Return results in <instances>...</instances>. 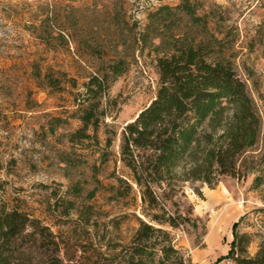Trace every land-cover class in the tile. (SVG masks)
<instances>
[{
  "label": "rangeland",
  "instance_id": "rangeland-1",
  "mask_svg": "<svg viewBox=\"0 0 264 264\" xmlns=\"http://www.w3.org/2000/svg\"><path fill=\"white\" fill-rule=\"evenodd\" d=\"M189 1L197 15L208 20L207 35L198 39L220 40L258 109L259 139L244 161L249 166L262 160L264 165V0ZM179 2L0 0V206L25 212L62 235L72 228L59 222L65 204H75L69 218L90 206V222L101 247L108 240L110 246L127 241L137 227L131 208L111 200L102 188L86 199L95 186L91 166L100 168L97 178L102 185L111 182V172H122L121 131L148 105L158 82L154 54L149 49L139 52L137 34L146 26L148 12ZM114 58L125 60L127 72L108 90L114 105L105 123L114 132L112 145L103 149L101 128L98 146L92 141L72 146L66 137L79 126L72 117L74 95L90 73ZM70 80H75V88ZM103 152L108 162L100 165ZM62 155L70 158V166L60 160ZM254 176L248 172L239 181L223 177L213 189L197 184L200 196L185 187L193 216L199 220L196 228L172 230V235L191 264H231L225 259L226 249L232 225L240 218L237 231L250 236L247 251L255 253L264 239V188H251ZM77 183L83 189L80 197L74 193Z\"/></svg>",
  "mask_w": 264,
  "mask_h": 264
},
{
  "label": "trees",
  "instance_id": "trees-1",
  "mask_svg": "<svg viewBox=\"0 0 264 264\" xmlns=\"http://www.w3.org/2000/svg\"><path fill=\"white\" fill-rule=\"evenodd\" d=\"M196 11L189 0H180L174 7L160 5L147 13L136 44L140 53L149 49L154 54L155 95L121 131L122 172H111V182L102 185L97 178L100 168L91 166L95 186L86 199L102 188L111 200L131 208L137 227L127 241L110 246L108 240L103 251L90 222V206L69 218L75 204H65L59 222L72 228L64 235L25 212L0 206V264H191L172 235V230L196 228L199 220L193 216L185 187L200 196L197 184L213 189L223 177L239 181L251 172L255 174L251 188H264L262 160L249 166L244 161L259 139L258 109L220 40L198 39L207 35L208 20ZM126 72L125 60L114 58L86 77L73 98L72 117L79 126L66 137L70 145L92 141L98 146L97 135L104 128L103 149L111 147L114 132L105 120L114 102L108 90ZM70 82L75 88V80ZM61 89L56 80V90ZM107 156L101 154L100 165L108 162ZM60 160L71 165L65 155ZM82 190L79 183L74 186L76 197ZM240 220L232 225L225 259L231 264H264V239L249 255L251 239L238 233Z\"/></svg>",
  "mask_w": 264,
  "mask_h": 264
},
{
  "label": "crops",
  "instance_id": "crops-1",
  "mask_svg": "<svg viewBox=\"0 0 264 264\" xmlns=\"http://www.w3.org/2000/svg\"><path fill=\"white\" fill-rule=\"evenodd\" d=\"M231 241V240H230ZM227 250H228V247H227V249H226V253H227Z\"/></svg>",
  "mask_w": 264,
  "mask_h": 264
}]
</instances>
